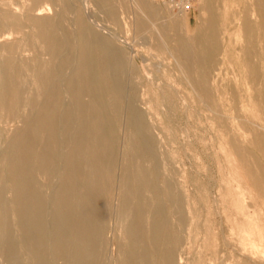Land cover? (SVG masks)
I'll return each mask as SVG.
<instances>
[{
  "label": "bare ground",
  "instance_id": "bare-ground-1",
  "mask_svg": "<svg viewBox=\"0 0 264 264\" xmlns=\"http://www.w3.org/2000/svg\"><path fill=\"white\" fill-rule=\"evenodd\" d=\"M44 1L55 6L53 14H44L37 0L23 12L16 4L0 9V31L17 33L0 43V264H188L183 230L188 234L199 225L202 211L165 172L151 120L162 101L169 110L176 107L171 72L153 75L141 53L102 26L107 23L90 19L87 0ZM92 1L116 20L114 0ZM165 1L179 9L184 23L192 0ZM201 2L202 17L191 32H183L186 16L184 26L178 18L156 23V0L135 3L132 24L137 33L149 23L154 28L156 48L174 58L190 98L212 114L218 132H227L228 116L212 76L218 54L237 70L245 87L232 88L226 97L233 100L238 134L227 136L218 207L210 208L207 199L202 206L210 229L205 243L215 237L212 213L227 231L243 219L259 225L264 236V0ZM234 29L241 40L223 43ZM160 78L162 86L155 83ZM145 93L148 109L140 105ZM252 262L264 264L247 257L235 264Z\"/></svg>",
  "mask_w": 264,
  "mask_h": 264
},
{
  "label": "rangeland",
  "instance_id": "rangeland-1",
  "mask_svg": "<svg viewBox=\"0 0 264 264\" xmlns=\"http://www.w3.org/2000/svg\"><path fill=\"white\" fill-rule=\"evenodd\" d=\"M37 1L41 2V4H42L41 7H43L42 12L44 14H48V15L53 14V12L55 10L54 9L55 6L52 3H47L44 0H37ZM163 1L167 2L165 0H158V1L156 0V5L159 7V15H158L157 19L155 20L156 23H167L170 19L178 18V20L180 21V24L182 23V25H183L186 22L185 20L188 19L187 23L184 24V25H186V27H184L183 32H185V31L191 32L195 28L196 24L199 23L200 20H198V19H200L202 17V2H201V0H192V4L186 8L187 14L185 16L187 18L185 19V16L182 17V18H184V20H182V21H184V23L181 22V19H180L181 18L180 16H182V15L177 14L178 11L175 10V9H177V10H179V9L177 7L174 8V6L170 7L168 4L164 3ZM32 2H33V0H31V1L30 0H0V9H4V8L14 9L15 4H16L17 7L15 9L19 12L20 11L23 12L26 9V7H28ZM76 2L79 3L80 0H76ZM92 2H93L92 0H87V8L86 9H88L87 11L89 12V14L91 13L89 15L90 19H94L95 21H98L99 24H100V22H102V24H104V22L107 23V24H104V25L101 24V25L104 28L108 27L107 29L111 30L113 32V34H116L115 36H118L120 42H121V40L125 41L126 45H128L130 48L135 50L137 52V54H139L138 56H140L142 54L140 57L144 56L142 58H146V59H143V60H145V62H149L151 64L152 61H153V63L158 61L157 62L158 64L156 63L155 66L148 64L149 69L153 72V75L155 74V76H157V74H161L163 71L171 72V73H169V79H170L169 84L171 81L170 85H172L171 87L174 90V94H175L174 101L176 103V107L173 110H169L168 107L166 106L165 102L162 101L161 105L159 106L158 115L156 114L155 117L152 115L151 120L155 124L153 126V132L155 134L156 139H159L157 141V147H158V151L161 155V159L163 160L165 172L166 173L169 172V174L173 178V181L175 182V186L178 188H181L183 190V193H185V195L187 197H189L191 200L193 199L194 201L198 200L197 205H199V208L202 211V217L199 218L200 219L199 225L190 229L188 234L186 232L187 227L183 230V234L185 236L184 250L182 252V255L184 257L183 260L186 262H189L188 264H235V261H237L238 257H247L251 260L255 259L259 262H261V261L264 262V236L262 235V232H260L261 229H260L259 225H257L256 223H251V225H247V223H243L244 220L241 219L242 222H241L239 227H237L236 229L227 231L226 226L222 227L221 224L218 223L220 220L218 215L212 213L209 215V218L212 219L214 222V226L211 228V231H213V233H215V237L213 238V240L211 241L210 244L205 243V238L207 237L208 231H210V229L203 223L205 213H206L205 212L206 208L203 209V207H204L203 205L205 203V199H207L208 205L211 203L210 208H211V206H213V209L215 210L216 207H218L217 206L218 205L217 200L219 199L220 193L223 191L224 185H225V181L222 180L223 175L221 174V169H223L227 165V160H226L227 157H224L225 155L227 156V152H228V144H226V140H228L229 134L230 135L231 134H234V135L238 134V123H237L238 120H237V117L235 116L236 113H235L234 109L232 108L233 107L232 106L233 100H231L230 98L228 99L230 92H232V88H237V87H242V86L245 87L242 79L240 78V80H238L239 78L237 75V70L231 65V63H228V61L225 60V57L223 54H221V53L218 54V60L220 62L217 63V65L215 66V69L213 68L214 70L212 69V76L214 75L213 76L214 83H216V88L219 90V91H217V89H216L215 93L223 94L224 97H223V99H220L221 101H219V102L221 104V107L225 111H227V114H228V116H227V132H225V133L218 132L217 131V125H214V124H216V120L213 118L212 114L210 112H208L207 110H204L201 107H199L198 103L195 100L190 98L192 91L186 83H184L183 81L180 80L181 76H180V73L178 74L179 71L176 70L174 58L171 55H169L168 53H164V54L160 53L158 51V49L156 48V46L154 44V40H155L156 35L153 31L154 28L152 26H149L150 23L145 28L146 30L143 29V32L137 33V30H135V28L133 27V24H132L133 21L132 20H134V18H135V13H136L135 10H136V7L138 6L139 0H131V2H130V0H114L115 6H116V11H117L116 20H112V19L106 17L105 14L103 13V11L99 10L96 7V5L93 4ZM130 3H131V5L133 4V6L136 3L137 6L135 5L134 7H131ZM137 8H139V7H137ZM94 9H95V11H94ZM173 10L176 13H174ZM132 12H134V13H132ZM162 18H163V20H162ZM182 27L180 26L181 29H182ZM117 29H118V31H117ZM114 30L117 33L114 32ZM147 30H149V31H147ZM145 31H147V32H145ZM144 32L146 35H144ZM132 34H134L135 36ZM137 34L139 35L138 37H136ZM150 35H152V36H150ZM144 36H147V38L145 37L146 40L144 39V41H143L142 37H144ZM149 36L151 37L150 39H148ZM15 37H17V33L13 30L4 29V30L0 31V43L3 41H6V40L14 39ZM130 37H132V38H130ZM140 38H142V39H140ZM134 39H136V40H134ZM151 39L153 42L151 41ZM149 40H150V42H148ZM222 40H223L222 41L223 43L228 42L232 46H236L237 43L241 40L240 31H237L234 29V31H230L229 33L227 32L225 38ZM136 41H140L141 43H138V42L136 43ZM145 41H147V44L145 43L146 46L144 44ZM130 44H132V45H130ZM143 44H144V46H143ZM146 51L147 52L149 51L148 53H151V54H148ZM31 52H32L31 50L26 51V53H28L29 55H31ZM158 52H159V54H158ZM156 53H157L156 56H158V58L157 57L155 58L154 54H156ZM161 54H163V55L161 56ZM138 56L136 57L137 58V60H136L137 66L136 67L138 69H141L140 68V61L141 60H140V57H138ZM155 59H156V61H155ZM162 59L165 61L162 62L163 61ZM222 59H223V61H222ZM229 64H230V66H229ZM230 67H232V68H230ZM233 73H234V75H233ZM171 74H173V75L171 76ZM160 80L162 82L161 78L159 80H155L156 85H159V86L163 85L160 82ZM179 86H180V88L177 89ZM181 88L184 89L183 92L180 91V90H182ZM180 92H182V93L180 94ZM227 95H228V97H226ZM146 103H147V94L145 93L143 95V99H141L140 105L144 109H148ZM241 104H243V103H241ZM182 109H184V110H182ZM187 110H188V112H187ZM202 112H203L204 116H203ZM183 113L185 114V116ZM208 116L210 117V119L208 118ZM183 117H184V119H183ZM196 117H198L199 120H197ZM186 119H188V120H186ZM192 119H194V120H192ZM206 119H207V121H206ZM208 119L210 121H208ZM178 120H179V122H178ZM183 121H185L186 124L185 123L182 124ZM189 121L193 122V123H190ZM207 122H210V123H207ZM202 124H204V125H202ZM212 124H213V126H212ZM14 126H15V124H13V123L8 124V130L11 131L14 128ZM208 126L210 128H208ZM182 127H185V130ZM214 127H216L215 131H213ZM154 129H156L157 131H155ZM210 129H212V130H210ZM159 130H160V132H159ZM182 132H185V133L182 135ZM189 132L191 133V135ZM193 134H194V136H193ZM211 134H213V138H212ZM206 135H208V136H206ZM180 136H182V137H180ZM183 136H185L186 138L188 137L187 142L185 141L186 138ZM220 136H221V138H220ZM225 136L226 137L228 136V137L226 138ZM209 137L212 141L214 140V142H212L209 139ZM199 138H200V140H199ZM160 139H162V140H160ZM182 139H183V142L181 141ZM208 139L211 143L210 142L207 143ZM197 140H198V142H197ZM190 141H192V142H190ZM200 141L202 142V144ZM205 141H206V143H205ZM215 142H216V144H215ZM192 143H194V144H192ZM198 143L200 144V146ZM180 144H182V145H180ZM210 144H211V146H210ZM202 145H204V146H202ZM194 147H195V149H194ZM215 147H216V149H215ZM199 148H200V150H199ZM203 148L206 150H208V149H210V150H208L206 152V150L204 151ZM188 150L193 151V153L188 151ZM196 150H198V151H196ZM215 150H216V152H215ZM189 152L191 154H187ZM205 152H206V155H205ZM208 152H210V153H208ZM211 152H213V154L216 153L215 156H213V154ZM202 154H204L207 158ZM191 156H193V157H191ZM196 157H198V159H196ZM216 157H218V158H216ZM174 158H175V160H174ZM194 158H195V160H194ZM213 159L216 161H214ZM200 160L202 163H204L205 167L203 166V164L201 162H198ZM195 161L197 163H194ZM192 162H193V164H192ZM215 163H217V164H215ZM214 164L217 167H214L215 166ZM194 165H196V166H194ZM187 168H188V170H187ZM211 168H212V170H210ZM203 169L205 172L203 171ZM206 169H207L208 173H207ZM209 170H210V172H209ZM225 170H226V168H225ZM211 172H212V174H209ZM217 173H219V174H217ZM219 175H220V177H219ZM211 176H213L215 178H213ZM195 177H197L198 180ZM201 180H203V181H201ZM209 180H211V181H209ZM194 182H195V184H194ZM197 184H199V185H197ZM193 185H194V187H193ZM210 186L211 187L213 186V188H211ZM205 191H206V193H205ZM199 196H201V198ZM202 196H204V197H202ZM206 196H207V198H206ZM211 198H214L215 200H213ZM202 199L204 200V202ZM214 204H215V206H214ZM253 231H256V233H253ZM257 231H258V233H257ZM223 233H224V235H223ZM235 233L241 239L242 244L237 239V237H236L237 235ZM188 235H189V237H188ZM221 235H223V236H221ZM224 240H225V242H224ZM226 241H227V243H226ZM197 253H200V256L198 258L195 257V258H193V260H191L192 256L197 254ZM217 261H219L220 263ZM252 263L254 264V262H252Z\"/></svg>",
  "mask_w": 264,
  "mask_h": 264
}]
</instances>
